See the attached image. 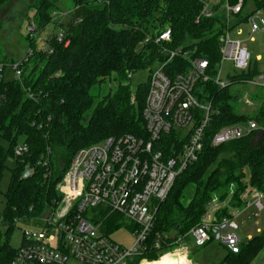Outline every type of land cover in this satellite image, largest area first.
I'll list each match as a JSON object with an SVG mask.
<instances>
[{
    "label": "trees",
    "instance_id": "16d2710c",
    "mask_svg": "<svg viewBox=\"0 0 264 264\" xmlns=\"http://www.w3.org/2000/svg\"><path fill=\"white\" fill-rule=\"evenodd\" d=\"M9 1L0 0V9ZM59 1L35 0L32 4L35 10L32 20L38 35L53 20ZM71 1L74 9L68 24H62L63 41L59 42L57 34L52 33L39 47L38 36L31 37L28 32L33 54L24 63L21 78H5L0 85V184L7 161L10 158L15 161L6 207L0 212V264H12L17 253L10 245V233L17 223L41 220L62 200L58 185L79 149L126 133L147 138L143 108L149 81L141 84L133 95L130 74L138 69L151 72L165 62L167 55L163 48L194 50L216 68L221 57L220 37L228 27L222 4L239 2L220 0L213 6L217 13L205 17L200 16L203 3L199 0ZM244 3L245 10L251 3L255 10H264V0H244ZM166 30H170V41L157 43L156 39ZM45 46L52 48L53 53L49 54ZM0 60L8 62L1 56ZM169 65L168 72L175 67L183 69L188 61L178 57ZM258 74V61L253 60L252 69L242 78L233 77L226 87L212 81L199 84L198 98L202 102L212 101L215 110L206 129L205 145L198 160L177 178L168 198L160 203L152 237L157 232L190 231L201 222L213 196L221 193V198L226 197L232 184L237 186L236 201L232 198L237 207L243 205L241 194L246 188L264 192V137L255 142L257 133L264 129V105L253 113L241 112L239 96L230 87ZM110 80L116 81L114 90L105 87ZM259 99L264 102V96ZM249 119H254L260 130L218 146L212 144L214 134L222 127ZM21 137L29 149L17 156L15 147ZM27 167L32 172L23 178ZM247 176L249 185L244 181ZM190 186H194V192L185 202ZM99 212L104 217L105 211L99 208L93 210L92 219H100ZM227 214L225 208L219 217ZM120 219L115 214L104 220L109 235L121 225ZM2 225L7 226L5 232ZM263 248L264 230L242 241L237 251L229 249L223 264H253ZM167 250L168 247L150 249L135 256L129 264H141L144 259L159 260ZM150 263L153 262L143 264Z\"/></svg>",
    "mask_w": 264,
    "mask_h": 264
},
{
    "label": "built area",
    "instance_id": "2783aa9c",
    "mask_svg": "<svg viewBox=\"0 0 264 264\" xmlns=\"http://www.w3.org/2000/svg\"><path fill=\"white\" fill-rule=\"evenodd\" d=\"M199 1L203 3L200 16L212 17L217 13L213 6L220 0ZM244 4V0L222 4L228 27L220 37L221 57L216 68L194 50L163 48L167 60L150 72L143 108L147 138L126 133L79 149L58 185L62 200L50 214L36 221L38 229H24L23 243L12 264H129L135 256L150 249L174 247L170 253L189 255L190 246H205L213 239L231 250H238L242 238L236 217L249 206H255L258 216L262 215L264 192L246 189L241 194L243 205L237 207L232 204L233 184L223 198L229 199L225 207L227 215L216 216L222 202L212 199L201 222L190 231L151 235L160 203L168 198L177 178L198 160L205 145L206 129L215 110L212 101L205 104L198 98L199 84L212 81L222 88L228 86L230 83L221 78V65L226 60L244 72L253 67L246 40L232 38L231 34L243 23L249 25L251 35L264 32V10L253 8L246 14ZM240 16L244 17L232 27ZM28 32L31 37L38 36L33 20ZM63 39L64 31L61 30L57 40L62 42ZM164 41H170V31L156 39L159 44ZM45 48L49 54L53 53L49 46ZM32 54L29 48L24 56L13 62L0 60V85L6 78L8 66L12 67L14 77L20 79L22 67ZM178 57L187 60L188 65L183 69L171 68L168 72V65ZM246 82L264 87V73ZM239 101L254 105L249 94ZM257 130L260 126L254 119L229 124L214 134L212 144L218 146L238 140ZM28 149L27 143H19L15 155L22 156ZM99 208L105 211L104 217L99 212L100 219H92L93 210ZM115 214L132 223L134 242L131 246L117 243L107 233L104 220Z\"/></svg>",
    "mask_w": 264,
    "mask_h": 264
},
{
    "label": "rangeland",
    "instance_id": "374dc122",
    "mask_svg": "<svg viewBox=\"0 0 264 264\" xmlns=\"http://www.w3.org/2000/svg\"><path fill=\"white\" fill-rule=\"evenodd\" d=\"M35 0H10L7 4L3 5L0 9V48L2 58L7 59V63H10L11 59H19L24 56L29 49V40L27 38L29 24L32 18L34 17L35 10L31 7ZM254 8L251 3L250 6L244 11L252 10ZM74 9V4L71 0H60L58 2V10L53 14L52 21L39 32L38 35V46L43 47L45 41L44 39L52 34H60L62 30V24L67 25L72 17ZM233 25V24H232ZM249 25L243 23L239 26L237 30L232 31L231 37L236 39L246 40L248 44V49L251 52L253 60L258 61V70L260 73H264V32L260 31L253 35L249 33ZM170 31L166 30L165 32ZM260 58V59H258ZM10 65V64H9ZM245 72L243 70H237L234 67V63L230 60H226L221 65V78L228 83L233 82V77L242 78V75ZM130 84L132 88L133 95H136L141 84H148L150 71L147 69H138L130 74ZM14 77V72L11 66L7 67L6 80H11ZM108 90H114L116 88V81L110 80L107 82ZM104 87V88H105ZM231 89L237 93L239 98L243 97L245 94H249L251 100L254 102L253 106H248L241 103L238 99L241 107L239 108L243 113H253L258 109L259 106L264 102L259 98L264 96V87L254 86L245 81H240L230 85ZM134 99V97H132ZM209 104V101L203 102ZM243 123V122H241ZM237 124V123H234ZM264 137V129L260 130L256 137L255 142L260 141ZM106 139V138H105ZM25 138H20V143L24 142ZM104 140V139H103ZM103 140L97 141L99 143ZM93 143V144H95ZM91 144V145H93ZM5 145L8 146V142H5ZM90 146V145H89ZM15 167V161L13 158H10L7 161V168L4 171V176L0 184V212H3L6 207V193L8 191L10 180H11V169ZM245 183L250 184L249 176L245 178ZM234 185V184H233ZM232 186V185H231ZM230 186V188H231ZM234 196L232 197L235 200V194L237 186L234 185ZM246 189H252L248 187ZM257 189V188H254ZM258 190V189H257ZM194 192V186H190L187 191L183 201L188 202ZM225 198V197H224ZM213 199H216V202L220 203V208L216 211V216L219 217V213L227 206L229 199L223 200L221 198V193H217L213 196ZM232 199V200H233ZM236 201V200H235ZM264 202V199H263ZM230 210V208H229ZM257 210L255 207L243 209L242 212L236 217V221L240 227L239 234L241 235L242 241H246L251 237L260 234L257 232V228L264 230V212L262 215L258 216ZM122 221L121 225L115 228L110 236L117 243L128 247L131 246L134 242V236L132 232V223L126 218L120 219ZM27 228H36L38 229V223L33 221H19L17 225L12 229L10 233V245L18 249L23 243L24 240V229ZM1 229L5 232L7 226L2 225ZM174 234V233H173ZM177 234V233H176ZM191 247L189 255L180 253L178 260H172L173 264H223L225 257L228 253L229 248L221 244L217 239H213L209 244L202 246L200 248ZM174 249L169 248V250L163 252V256L172 252ZM174 256H171L173 258ZM161 259V258H160ZM145 261L153 262L154 264L161 260ZM171 261V259H170ZM152 264V263H150ZM253 264H264V248L259 253L258 257L255 259Z\"/></svg>",
    "mask_w": 264,
    "mask_h": 264
},
{
    "label": "bare ground",
    "instance_id": "6f19581e",
    "mask_svg": "<svg viewBox=\"0 0 264 264\" xmlns=\"http://www.w3.org/2000/svg\"><path fill=\"white\" fill-rule=\"evenodd\" d=\"M185 254V253H184ZM171 256H174L173 258H171ZM178 257H180V252H176V253H168L165 254L164 256L161 257V262L162 264H173L172 260H178ZM171 259V261H170ZM179 261V260H178ZM147 263H149L148 261H145ZM155 262V261H154ZM180 262V261H179ZM143 264V263H142ZM154 264V263H152ZM156 264V263H155ZM189 264H192L191 262Z\"/></svg>",
    "mask_w": 264,
    "mask_h": 264
},
{
    "label": "water",
    "instance_id": "95a60500",
    "mask_svg": "<svg viewBox=\"0 0 264 264\" xmlns=\"http://www.w3.org/2000/svg\"><path fill=\"white\" fill-rule=\"evenodd\" d=\"M31 172H32V169H31L30 167H27V168L25 169V171L23 172L22 177H23V178H28V177L30 176ZM176 228H178V227H176Z\"/></svg>",
    "mask_w": 264,
    "mask_h": 264
},
{
    "label": "crops",
    "instance_id": "0c3cea01",
    "mask_svg": "<svg viewBox=\"0 0 264 264\" xmlns=\"http://www.w3.org/2000/svg\"><path fill=\"white\" fill-rule=\"evenodd\" d=\"M252 207H255V206H249V208H252ZM258 230H261V231H262V229L259 228V227L257 228V232H259ZM251 236H252V235L249 236V239L252 238ZM191 262H192V261H191ZM180 263H181V262H180ZM192 264H193V263H192Z\"/></svg>",
    "mask_w": 264,
    "mask_h": 264
}]
</instances>
